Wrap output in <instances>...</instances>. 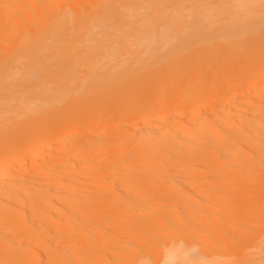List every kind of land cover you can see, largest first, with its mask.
Wrapping results in <instances>:
<instances>
[{
    "label": "bare ground",
    "instance_id": "bare-ground-1",
    "mask_svg": "<svg viewBox=\"0 0 264 264\" xmlns=\"http://www.w3.org/2000/svg\"><path fill=\"white\" fill-rule=\"evenodd\" d=\"M263 23L264 0H0V60L29 61L0 82V131L29 118L0 137V264H264V37L239 39Z\"/></svg>",
    "mask_w": 264,
    "mask_h": 264
},
{
    "label": "rangeland",
    "instance_id": "rangeland-1",
    "mask_svg": "<svg viewBox=\"0 0 264 264\" xmlns=\"http://www.w3.org/2000/svg\"><path fill=\"white\" fill-rule=\"evenodd\" d=\"M247 33H250V34H247ZM245 33L243 36H241L239 39H243V38H250L251 36L253 37H264V23L259 26L258 28H254V29H251L249 32ZM241 44V43H239ZM221 48L224 50L225 53H231V51H233L235 49V46H234V42L232 41H229V42H226V44L222 45ZM28 62H24V61H14V60H11V58H5V59H2L0 60V82L1 83H9L12 81V79H14L15 77L19 76L20 74L23 73L24 71V67L25 65H28ZM39 64L38 62H33V65H37ZM163 63H161L160 65H163ZM40 65H37V66H34L32 68H29V69H32V70H35V71H31V73H39L38 71L39 70H44L40 73H42V75L44 76V80H47L48 79V75H50V72H47L48 70H45V69H42L39 67ZM67 73H72V74H75L76 76L75 77H78L80 75H83L85 72H77V73H74V72H71V71H68V70H59L58 72V75L59 76H67L68 74ZM113 78V79H120L118 80V82L116 84H122L124 82H127L129 81V83H136L138 79H140V75L139 73L135 72V71H130L129 73H122V74H116V75H110V76H104L102 78H100L98 81L90 84V89L92 90H89L90 92H100V91H103L105 89H108L110 85L106 84L108 83V81ZM43 79V78H42ZM130 79V80H128ZM127 80V81H125ZM119 81H123V82H119ZM99 99L98 101L96 102V105H99ZM44 109H40L36 114L37 116L36 117H41L43 116L45 113L43 112ZM29 118H24L23 120L22 119H14L13 121H10L7 125L4 126V128L0 131V137H3V136H6L8 135L9 132L13 131L14 133L13 134H16L18 132V130L22 127V125H24L27 121H28ZM117 115L115 118H112L110 119L109 121H106V122H98V123H95L93 125V134L100 137V138H104V137H107L109 136L112 131L114 130V126L115 124L118 126V130L120 131H125L123 129L122 126H125V123L127 121L126 118H121L119 119V121L117 120ZM76 124H75V121L74 120H71V125L70 127L73 128L75 127ZM26 166H32L30 162L26 163ZM28 169V167H27ZM262 209V207H261ZM241 213V212H240ZM242 215V214H239V216ZM238 216V217H239ZM240 217H243V216H240ZM244 220H236V222H240V224L238 225H243L242 228H247V227H251V225L253 226H260L262 225L258 219L256 220H253L251 222H248L250 220H248L247 218L243 217ZM238 219H242V218H238ZM248 220V221H247ZM235 225L236 223L233 222ZM232 223V226L234 228V224ZM258 223V224H257ZM246 225H248L247 227H245ZM240 226V230L242 229ZM230 227V226H229ZM238 227V226H237ZM237 228H234V231H236ZM238 230V229H237ZM238 241V240H237ZM236 243V242H234ZM233 248V249H232ZM232 249V250H231ZM236 247L231 246V248L229 250L225 249L227 251L226 252H220L221 254L217 253V252H213L212 255L214 257H222L223 259H227L226 257L224 256H219V255H226V254H229V255H233L234 251ZM233 251V252H232ZM247 251H250V249H248Z\"/></svg>",
    "mask_w": 264,
    "mask_h": 264
}]
</instances>
